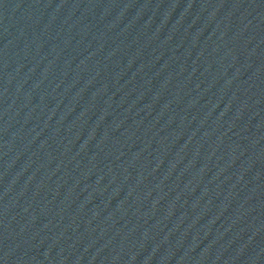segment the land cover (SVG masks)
<instances>
[{"label": "water", "instance_id": "1", "mask_svg": "<svg viewBox=\"0 0 264 264\" xmlns=\"http://www.w3.org/2000/svg\"><path fill=\"white\" fill-rule=\"evenodd\" d=\"M0 264H264V0H0Z\"/></svg>", "mask_w": 264, "mask_h": 264}]
</instances>
